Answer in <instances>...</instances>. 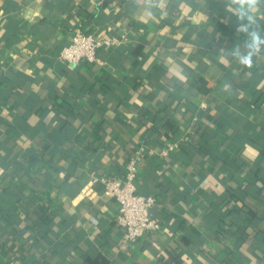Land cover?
Listing matches in <instances>:
<instances>
[{
    "label": "crops",
    "instance_id": "1",
    "mask_svg": "<svg viewBox=\"0 0 264 264\" xmlns=\"http://www.w3.org/2000/svg\"><path fill=\"white\" fill-rule=\"evenodd\" d=\"M150 2L0 0V264H264V52L228 0ZM76 30L115 43L71 64ZM135 144L160 228L121 248L99 178Z\"/></svg>",
    "mask_w": 264,
    "mask_h": 264
},
{
    "label": "built area",
    "instance_id": "2",
    "mask_svg": "<svg viewBox=\"0 0 264 264\" xmlns=\"http://www.w3.org/2000/svg\"><path fill=\"white\" fill-rule=\"evenodd\" d=\"M114 43L108 36L76 30L71 34L69 42L59 50L58 57L71 64L83 60L94 61L97 60L96 52L99 48H107ZM200 105L203 107L204 103ZM177 146V141H166L159 154L166 156ZM144 150V144H139L134 149L124 165L122 175L99 178L103 185V195L112 198L116 204L114 220L122 229L119 242L121 248L160 228V222L150 215V209L156 203L155 197L152 194L138 193L136 190Z\"/></svg>",
    "mask_w": 264,
    "mask_h": 264
},
{
    "label": "clouds",
    "instance_id": "3",
    "mask_svg": "<svg viewBox=\"0 0 264 264\" xmlns=\"http://www.w3.org/2000/svg\"><path fill=\"white\" fill-rule=\"evenodd\" d=\"M149 0V9L153 7ZM226 8H231L235 15L238 33L246 34L244 51L241 52L240 46L236 45L231 55L240 65L251 69L255 57H259L264 52V35L260 28V21L264 19V0H228Z\"/></svg>",
    "mask_w": 264,
    "mask_h": 264
},
{
    "label": "trees",
    "instance_id": "4",
    "mask_svg": "<svg viewBox=\"0 0 264 264\" xmlns=\"http://www.w3.org/2000/svg\"><path fill=\"white\" fill-rule=\"evenodd\" d=\"M231 22V21H230ZM230 27L228 26V27H226V30H228V31H230ZM108 48V47H107ZM106 48H99L98 50H97V52H96V57H97V60H94V61H87V62H91V63H97L98 62V56H99V54H100V52L102 51V50H105ZM86 61V60H85ZM193 117V116H192ZM183 142H185V141H183ZM182 141L181 142H179L178 143V146H181V145H185L184 143H183ZM138 145L137 144H135V147H134V149L137 147ZM177 146V147H178ZM160 149V148H159ZM133 153V152H132ZM171 153V152H170ZM129 155V154H128ZM128 159V158H127ZM126 159V160H127ZM102 188H103V185H102ZM136 190H137V186H136ZM137 192L138 193H141V194H148V193H143V192H140V191H138L137 190ZM40 204H41V202H40ZM42 206L46 209L47 207L42 203ZM46 213L48 214L49 212L46 210Z\"/></svg>",
    "mask_w": 264,
    "mask_h": 264
},
{
    "label": "water",
    "instance_id": "5",
    "mask_svg": "<svg viewBox=\"0 0 264 264\" xmlns=\"http://www.w3.org/2000/svg\"><path fill=\"white\" fill-rule=\"evenodd\" d=\"M153 209H154V206L150 209V214H151V212H152Z\"/></svg>",
    "mask_w": 264,
    "mask_h": 264
}]
</instances>
